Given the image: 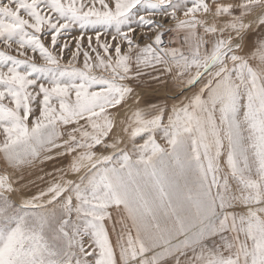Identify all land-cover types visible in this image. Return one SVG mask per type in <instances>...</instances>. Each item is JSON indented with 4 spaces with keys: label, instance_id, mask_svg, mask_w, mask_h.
<instances>
[{
    "label": "snow or ice",
    "instance_id": "obj_1",
    "mask_svg": "<svg viewBox=\"0 0 264 264\" xmlns=\"http://www.w3.org/2000/svg\"><path fill=\"white\" fill-rule=\"evenodd\" d=\"M0 45V264H264V0H0Z\"/></svg>",
    "mask_w": 264,
    "mask_h": 264
},
{
    "label": "rangeland",
    "instance_id": "obj_2",
    "mask_svg": "<svg viewBox=\"0 0 264 264\" xmlns=\"http://www.w3.org/2000/svg\"><path fill=\"white\" fill-rule=\"evenodd\" d=\"M65 2H67V0H65ZM243 0H213V4L214 5H228V4H233V3H242ZM97 7H99L98 3H97ZM210 11H211V6H210ZM177 17L180 20L185 19V17L183 16L182 12H178ZM148 19H152V20H156L159 21L160 23L164 24L165 26V30L166 29H170V28H174L175 27V22L172 21L168 16H149L146 17ZM223 19V18H221ZM214 24L219 23L218 20H213L212 21ZM135 26V25H133ZM79 29H72L71 30V34H79ZM94 30H88L89 34H91ZM155 31H161V29H156ZM259 31V30H258ZM151 35L152 32L148 31L147 29L143 30V32H140L137 35V39H139V36L141 35ZM93 35V40H95V35ZM103 39V36L101 37ZM48 41L45 40V43H47ZM69 44L70 46L75 44L76 41L69 39ZM87 42V36H85V44ZM144 43H148L147 41H145ZM15 47V46H14ZM0 51H7V49L4 48L3 45H0ZM73 51H75V48H73ZM13 55H15V52H12ZM18 58H23V57H18ZM70 59V56H69ZM39 63H43V61H38ZM64 63H67V60L63 61ZM83 65V57H80V61L77 64V67H82ZM94 74H104V75H108L110 76V73H101L99 69L94 70ZM159 73H147L144 76L141 77L140 80H136L132 82V87L140 94V96L142 97L141 100V105L142 106H146V105H171L173 103L177 102V98H183L180 91L176 88H174L171 84V82L167 79V77L161 76V82H157L156 80H154L152 77L154 75H158ZM112 112H115V109L111 110ZM4 134L2 131H0V142H2L4 140ZM139 139V138H138ZM157 142L161 143L162 145L165 144L166 142L164 140L161 139V137L159 135H157L156 137ZM143 141L141 140V143ZM53 163L54 162H49L48 164L42 166L45 171H49L50 173L53 171ZM4 173V162L3 160H0V174ZM43 175V172H38V171H34L30 176L26 175L25 179L23 181H21V183H25L30 179H35L36 175ZM44 185H40V187H43ZM39 190L38 187H31L28 191H27V195H33L35 194L37 191Z\"/></svg>",
    "mask_w": 264,
    "mask_h": 264
},
{
    "label": "built area",
    "instance_id": "obj_3",
    "mask_svg": "<svg viewBox=\"0 0 264 264\" xmlns=\"http://www.w3.org/2000/svg\"><path fill=\"white\" fill-rule=\"evenodd\" d=\"M165 40H167V37H165Z\"/></svg>",
    "mask_w": 264,
    "mask_h": 264
}]
</instances>
